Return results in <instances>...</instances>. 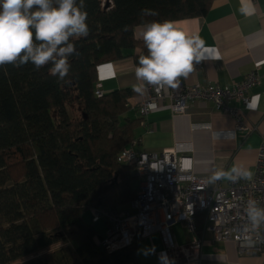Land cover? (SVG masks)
<instances>
[{
	"label": "trees",
	"instance_id": "16d2710c",
	"mask_svg": "<svg viewBox=\"0 0 264 264\" xmlns=\"http://www.w3.org/2000/svg\"><path fill=\"white\" fill-rule=\"evenodd\" d=\"M212 1L85 0L90 32L75 41L69 84L50 65L0 68V264H140L136 242L108 251L84 217L126 208L139 186L117 155L140 122L124 115L140 94L125 87L96 96V70L126 56L136 65L146 54L133 35L141 9L159 12L145 20L173 21L203 16Z\"/></svg>",
	"mask_w": 264,
	"mask_h": 264
},
{
	"label": "crops",
	"instance_id": "0c3cea01",
	"mask_svg": "<svg viewBox=\"0 0 264 264\" xmlns=\"http://www.w3.org/2000/svg\"><path fill=\"white\" fill-rule=\"evenodd\" d=\"M179 28L203 42L204 59L195 65L186 79V85L218 84L230 86L240 81L249 71L256 69L260 78L247 94L250 101L259 96L255 109L244 108L238 101L229 106L242 111L243 123L248 130H235L231 139L216 133L234 129L235 121L229 115L215 109L212 102L193 101L183 114H172L164 105L145 116L148 131L140 122L133 132L137 152H161L175 146L179 153L189 155L193 171L207 179L213 171L229 170L233 166L254 172V159L264 132V0H213L208 11L199 17L173 20ZM137 28L133 35L137 38ZM136 54L138 48L129 51ZM131 56L108 61L97 67V82L103 92L132 87L137 83ZM140 96L130 99V108L125 116L136 118V104ZM128 144L127 146H129ZM216 183L226 185L228 180ZM215 183V184H216ZM213 184V185H215ZM209 185V184H208ZM209 185V186H213ZM106 226L103 229L104 234ZM177 245L174 254L167 252L158 233L136 239V254L140 264H160L161 253L167 254L172 264H180L182 246L192 234L181 224L170 228ZM201 264H262L264 254L239 252L233 242L213 239L210 232L203 234Z\"/></svg>",
	"mask_w": 264,
	"mask_h": 264
},
{
	"label": "built area",
	"instance_id": "2783aa9c",
	"mask_svg": "<svg viewBox=\"0 0 264 264\" xmlns=\"http://www.w3.org/2000/svg\"><path fill=\"white\" fill-rule=\"evenodd\" d=\"M259 78L257 70L253 69L230 86L186 85L182 80L178 88L167 91L148 86L137 102L140 124L152 131L144 120L153 110L166 105L172 114H183L188 103L209 101L216 110L234 119L232 133L248 130L241 109L229 106V102L238 101L246 108L250 103L247 92L258 84ZM94 93L96 96L102 94L98 82ZM135 143L132 140L117 155L118 162L133 166L139 181L133 200L126 208L114 212L90 209L92 221L102 218L106 222L102 246L113 251L135 242L138 237L156 232L164 249L172 255L178 247L170 228L181 224L192 237L182 246L178 257L180 264L202 263L201 246L205 232H210L215 240L233 242L239 252L264 254V242L257 240L255 232L245 230L248 221L243 212L250 197L264 206V132L254 159L251 180L228 181L226 185L206 184L205 177L193 171L191 156L179 153L175 146L161 152H137L132 148ZM199 217L203 219L200 231L197 228ZM258 231L264 240V226Z\"/></svg>",
	"mask_w": 264,
	"mask_h": 264
},
{
	"label": "clouds",
	"instance_id": "9594fccd",
	"mask_svg": "<svg viewBox=\"0 0 264 264\" xmlns=\"http://www.w3.org/2000/svg\"><path fill=\"white\" fill-rule=\"evenodd\" d=\"M149 16H159V12L141 9V23L136 26L137 38L147 50L146 54H139L134 67L137 83L132 87L140 95L148 86L164 91L178 88L181 79L189 77L195 65L205 58L201 40L187 34L174 21L144 19ZM87 17L85 0H0V68L31 63L39 71L50 65L49 74L59 83L69 84V58L79 54L75 41L90 32ZM258 101L259 96H254L249 106L255 109ZM216 136L231 139L234 133L229 130ZM251 178L250 171L233 166L213 171L205 183H236ZM243 212L248 221L245 230L255 232L257 240L264 242L258 231L264 226V206L250 197ZM159 260L160 264H172L165 253H161Z\"/></svg>",
	"mask_w": 264,
	"mask_h": 264
},
{
	"label": "rangeland",
	"instance_id": "374dc122",
	"mask_svg": "<svg viewBox=\"0 0 264 264\" xmlns=\"http://www.w3.org/2000/svg\"><path fill=\"white\" fill-rule=\"evenodd\" d=\"M102 1H106V2H108L109 0H102ZM84 217H85V219H86L87 221H89V222H91V223L93 224L94 228H95L98 232H100L101 234L103 233V229H104V227L106 226V222H105L104 219L101 218V219H99V220H97V221H91V214H90L89 211H86V212L84 213ZM105 229H106V228H105ZM59 246H61L60 243L53 244V245H51L50 247H48L47 249L38 252L37 255H41V254H43V253H45V252H47V251L54 250V249L58 248Z\"/></svg>",
	"mask_w": 264,
	"mask_h": 264
}]
</instances>
